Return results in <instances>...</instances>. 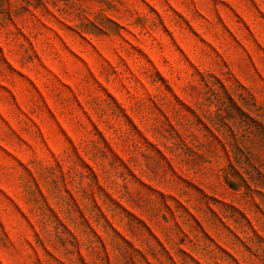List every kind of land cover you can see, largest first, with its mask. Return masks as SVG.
<instances>
[{"label":"rangeland","instance_id":"374dc122","mask_svg":"<svg viewBox=\"0 0 264 264\" xmlns=\"http://www.w3.org/2000/svg\"><path fill=\"white\" fill-rule=\"evenodd\" d=\"M263 136L264 0H0V264H264Z\"/></svg>","mask_w":264,"mask_h":264},{"label":"trees","instance_id":"16d2710c","mask_svg":"<svg viewBox=\"0 0 264 264\" xmlns=\"http://www.w3.org/2000/svg\"><path fill=\"white\" fill-rule=\"evenodd\" d=\"M224 105H225V102H222V107L220 109H218L219 113L216 114L217 115L216 117L218 119V123H216V124H221L220 127H222L224 129L223 134L226 135V137H229V138L234 140L235 150L237 151V154H238L236 157L237 162L243 163L244 165H247L250 168L251 167L254 168V166L251 163H249V160L246 159V156L242 152V149H240V146L237 145V143H238L237 139H238L239 135L241 138H244L247 141L250 140V137L253 134L256 135V131L253 128H251L245 124V123H247V120L250 119V116L247 115L245 112L240 111V110L236 114L230 112V113H227L226 115H223V110H224V112L226 111V108L224 107ZM223 107L225 109H223ZM256 111L259 113L261 111V109L256 108ZM263 138H264V136L261 137L259 141H262ZM250 141H252V140H250ZM254 170H255V172H257L256 174L264 177L262 171L257 170V168H255ZM245 174L250 176L249 178L256 175V174H252V170L251 171L246 170Z\"/></svg>","mask_w":264,"mask_h":264}]
</instances>
